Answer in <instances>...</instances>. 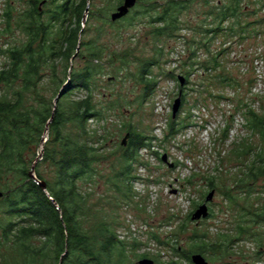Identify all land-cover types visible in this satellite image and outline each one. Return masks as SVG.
<instances>
[{"label": "trees", "instance_id": "obj_1", "mask_svg": "<svg viewBox=\"0 0 264 264\" xmlns=\"http://www.w3.org/2000/svg\"><path fill=\"white\" fill-rule=\"evenodd\" d=\"M123 1L119 0L115 9ZM143 1L138 2L126 20L117 22L107 21L100 8L91 12L93 0H30L24 11L9 4L4 16L5 33L11 35L13 41L2 53L6 62L0 68V192L3 194L0 197V264H138L144 258L153 259L155 264L162 262L161 254L141 253L145 244L140 238L133 234L122 238L119 232L126 226L120 213L124 205H135L139 215L146 214L147 205L135 201L138 198L135 184L140 181L136 171L146 165L140 153L154 149L152 143L156 138H148L129 127V138L127 144L123 142L120 147L122 153L117 168L112 167L109 176H103V166L112 154L109 156L106 152L108 135L101 133L100 128V123L108 117L97 102L95 91L98 78L105 74V65L117 76L129 56L110 53L106 62L110 49L98 41H85L89 29L88 23L84 24L88 6L90 18L103 19L104 24L114 26L134 21L136 16L149 17V34L157 43L179 39L184 27L182 16L195 0H163V4L159 0H148L142 6ZM205 6L210 7L209 0H205ZM137 8L143 10L137 11ZM246 10L242 0H229L228 4L220 3L206 12L211 22L206 18L196 28L202 35L201 40L194 38L188 42L194 50L185 63L189 68L184 76L185 86L181 87L174 71L168 72V76L177 79L180 92L183 91L182 105L187 103L188 96L184 92L188 86H195L190 81V71L198 65L201 48L211 54L210 46L220 35L224 41L236 35L243 43L247 38L264 33L257 30L264 25V19L249 22ZM14 29L19 31L20 40L16 39ZM97 31L99 36L103 34L102 27ZM158 48L159 57L146 62L138 74L145 99L155 96L160 84L151 71L152 66H161L165 55V50ZM226 53L228 51L222 49L210 61L202 63L204 73L210 75L220 70L219 56ZM75 55L82 60L78 70L72 66ZM117 60L121 67L117 66ZM62 66L64 77L60 78ZM207 77L213 84L211 76ZM109 81L116 80L110 78ZM217 84L225 88L233 87L234 82L230 76H219ZM51 87H55V96L48 102L46 93ZM192 91L195 90L192 88ZM79 93L85 95L78 97ZM197 93L200 100L206 99L204 95L215 98L216 103L224 99L221 95L214 97L209 85ZM246 107L252 129H261L260 143L255 146L245 141L232 150L241 164L238 172L230 175L226 182L220 166L215 170L219 176L210 174L207 178L208 188L218 189L227 207L234 212L232 228L214 237L209 231H195L187 251L175 244L172 246L171 242H177L174 238L168 242L152 234L151 240L158 246L173 249L177 260L172 258L168 264H193V254H202L211 264L238 255L246 259L245 243L251 240H255L256 258L259 260L264 255V185L260 187V182L264 181V128L256 112ZM190 120L191 113L182 119L171 118L164 139L177 137L189 127ZM94 123L97 126L94 127ZM47 129L42 160H37ZM232 130V125L223 130L221 141L224 144ZM44 164L52 169L51 180L41 171ZM34 165L35 178L31 176ZM100 181L106 191L97 196ZM43 183L47 190L41 187ZM192 184L190 181L189 185ZM213 217L214 213L210 215ZM186 229L184 224L180 232Z\"/></svg>", "mask_w": 264, "mask_h": 264}, {"label": "rangeland", "instance_id": "obj_2", "mask_svg": "<svg viewBox=\"0 0 264 264\" xmlns=\"http://www.w3.org/2000/svg\"><path fill=\"white\" fill-rule=\"evenodd\" d=\"M29 1L0 0V47L2 49L0 68L6 62L2 53L7 49V44L13 41V37L5 33V13L9 11V4L24 11L28 9ZM109 1L93 0L91 12H96L100 8L107 17V21L108 19L111 21V15L120 5L115 9L119 0ZM147 1H143L141 5H146ZM209 2L210 7L207 8L205 0L193 1L189 10L182 16L184 27L180 31V38L164 43H157L155 38L149 34L151 31V27L147 23L150 20L149 17L136 16L134 21L132 19V21L116 23L114 26L104 24L103 19H92L89 15L84 19V24L88 23L87 25H89L85 41H98L100 45L103 44L110 49L107 52L106 62L110 58V53H124L127 57L129 56V63H126L117 76L111 71L109 65H105V74L98 78V90L95 91L97 102L105 109L108 117L100 123V128L102 129L101 133L108 135L106 152L109 156L112 154L108 163L103 166V176H109L112 167L117 168V161L122 153L120 147L128 136L129 127L133 131L144 133L148 138H156L152 143L154 149H144L140 153L141 159L146 165L139 167L136 171V176L140 178V181L135 184V192L138 195L135 201L144 203V206L147 205L146 214L139 215L135 205H124L120 213L122 222L126 226L119 232L122 238L132 234L133 237L140 238L145 244L141 253L161 254L162 262L160 264H168L172 258L175 260L177 258L171 247H160L155 241H152V234H158L163 241L168 242L174 238L177 242H171V245L175 244L187 251L195 231L198 230L199 233L209 231L214 237L219 232L232 228L234 212L227 207V202L218 189H215L214 200L209 204L210 212L214 213V217L200 222H193L191 217L212 191L207 184L209 175L219 176L215 170L220 166V169L223 170V181L226 182L230 175L238 172L241 164L240 161H236L232 150L245 141L257 146L261 140V129L259 128L260 131L252 129L248 116L249 109L246 106L251 107L258 115V119L263 122L264 33L247 38L243 43L236 35L228 41H224V37L220 35L210 46L211 54L206 52V48H201L198 51V65L193 69L194 71H190L192 74L190 81L195 86H188L187 91L184 92L188 96L187 103L184 102L176 118V120L179 117L182 119L191 113L189 127L181 131L175 138L167 141L164 139L169 121L173 118L174 102L180 93L177 79L168 76V72L174 71L176 77L185 76V73L188 72L185 63L189 62L194 50L191 45H188V42H192L194 38L199 41L202 36L196 31V28L206 18L208 22H211V19L206 16V12L211 7L220 3L228 4L229 0H209ZM159 3L163 4L164 1L159 0ZM242 5L249 12L246 16V20L248 19L249 22L264 19V0H242ZM142 10L143 8H137V11ZM254 13L257 15L254 16ZM100 27L103 31L101 36L97 31V28ZM257 30L264 32V25L257 27ZM14 31L16 39L20 40L22 37L19 31L15 29ZM158 47L165 50V55L161 59V66H152L151 71L153 76L158 78L160 84L156 95L145 99L144 86L137 80L138 74L143 67L145 68L146 62H153L154 58L159 57ZM222 49H226L228 53L219 56L222 64L221 69L206 75L202 63L210 61ZM116 64L120 66L118 60ZM72 66L75 70L80 69L82 67L81 58L77 57ZM146 68L150 69L147 66ZM63 72L62 66L59 72L60 78L64 77ZM133 75H136L137 78ZM207 76H211L213 84ZM219 76H230L234 82L233 87H219L217 84ZM110 78H114L116 81H109ZM208 85L214 97L221 95L224 99L216 103L215 98L209 99L210 96L204 95L206 101L200 100L197 92L206 89ZM192 88L195 90L194 92ZM54 89L55 87H51L46 93L48 102H51L55 96ZM84 95L79 93L77 96L83 97ZM197 100H200V103H197ZM112 107L114 108L112 109ZM95 124L94 127L97 126ZM230 125L233 126V130L229 140L224 144L221 141V134L225 127ZM47 136L46 131L44 141L48 140ZM42 152L43 146L40 148L37 160H42ZM220 153L221 155H219ZM165 154H168L170 162L176 164V168L171 169L163 163L162 157ZM41 171L47 180L52 179L53 172L48 164H44ZM190 181L193 182L192 185H189ZM262 185H264L263 180L260 182V187ZM219 187L221 188V185ZM105 191L106 187L103 181H100L97 196ZM184 224L187 225V229L185 232H180V227ZM175 234H178L176 238ZM254 241L245 243L244 249L248 253L246 259L238 255L231 259L218 261L217 264H264V255L259 260L255 256L256 244ZM48 264H55V262Z\"/></svg>", "mask_w": 264, "mask_h": 264}, {"label": "water", "instance_id": "obj_3", "mask_svg": "<svg viewBox=\"0 0 264 264\" xmlns=\"http://www.w3.org/2000/svg\"><path fill=\"white\" fill-rule=\"evenodd\" d=\"M139 1L140 0H124L123 3L117 8V10L111 15V21L117 22V21H120L121 19L127 17L131 13V11L137 6ZM89 13H90V7L88 6L86 14H85L86 15L85 18L88 17ZM1 51H2V49L0 47V54H1ZM79 52H80V46L78 48L77 54ZM76 57H77V55H75L74 58H76ZM178 80L180 82L181 87H184L186 84V78L184 76H179ZM61 95H62V93L60 94V96L57 98L56 101H58L61 98ZM182 95H183V91L180 92L178 99L175 100V102H174L173 119L177 118V116L181 110L182 103H183L182 102ZM263 128H264V120H263ZM48 130L49 129H47V132H48ZM128 138H129V135L123 141L124 145L127 144ZM45 143H46V141H44L42 144L43 149H44ZM162 161H163V163L167 164L171 169L175 168V164L170 162L168 154H165L162 157ZM35 165H36V162H35ZM34 173H35V166L33 167L32 172H31L32 177H34ZM41 187L44 190H47V186L45 183H43L41 185ZM215 194H216V191L212 190L208 194L205 202L201 206H199V208L193 213V215L191 217V220L193 222H200V221L206 220L210 217L211 212H210L209 204L214 200ZM0 197H3V194L1 192H0ZM191 260H192L193 264H211L207 260V258L205 256H203L202 254H193L191 257ZM138 264H155V261L153 259L144 258V259H141L138 262Z\"/></svg>", "mask_w": 264, "mask_h": 264}]
</instances>
